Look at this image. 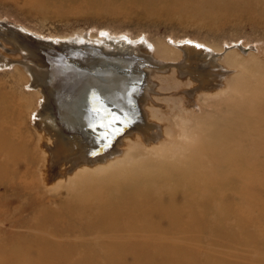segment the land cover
Segmentation results:
<instances>
[{"label": "rangeland", "instance_id": "obj_1", "mask_svg": "<svg viewBox=\"0 0 264 264\" xmlns=\"http://www.w3.org/2000/svg\"><path fill=\"white\" fill-rule=\"evenodd\" d=\"M1 31L8 38H16L20 46L15 47L3 37V34H0V57L8 61L5 65L0 62V93H10L18 109L14 123L12 125L7 123L3 129L15 141L14 146H20L22 153L25 151L30 154L35 150L38 154L40 152V135L35 124L39 116L34 120V113L42 107L43 95H49L50 102H54L57 108L60 104L58 98L63 96L59 92H66L65 89L57 86L59 95H56L55 102L52 90L48 86L44 89L40 84H34L27 64L36 66L37 58L43 56L48 66L53 65L58 68V64L63 66L68 62L67 65H72L73 62L72 66L77 67L74 60H78L76 57L78 53H74L70 47L83 41L77 40L78 36L98 39L103 32H107L112 37L128 36L133 41H140L145 37L157 48L153 53L154 60L164 61V64L168 62V65L180 62L182 59L181 50L174 41L200 42L204 48L215 54L212 57L215 63L198 65L204 69L201 76L202 79H208L207 84L240 78L248 69H253L254 74L257 70L259 74L264 73V0H174L168 3L160 2L156 7L148 5L145 0H0ZM160 49L166 50L167 55H163ZM138 53L140 57L147 55L140 51ZM97 55L98 53H92L90 58L97 59ZM148 56L152 57L151 54ZM120 60L130 61L128 57L122 56ZM82 61H78L79 65L84 64ZM136 61L139 63L141 60ZM151 63L152 60L148 59L146 65L140 68L143 71L142 78L138 80L140 86L135 88L138 94L147 95L145 105L141 102L135 112L136 116L131 120L123 121L109 140H112L110 145L102 149L103 152L100 151L101 149L95 152L104 154L116 149L120 144L121 149L127 148L131 139L125 136L129 131L133 134L139 131L138 126L141 128L147 126L146 132L155 133L157 128L150 129L148 126V122H152L150 115L147 116L150 109L148 103H151V100L157 111L170 112V105L173 104L170 96L181 95L183 99L186 95L195 103L188 105V100L183 99L188 108L194 110L196 121L192 125L203 129L205 121L208 120L212 123L211 126H218L221 118L215 116L216 111H213L218 109V106H214L211 101L207 102L203 95L197 93V90L188 84H184L179 90L162 89L168 86L163 87L161 82L176 74L169 73L173 65L166 67L165 71H160L157 64L152 67L154 64ZM132 66L125 63L120 68L130 70ZM73 67L70 69L68 66L64 70L72 73ZM195 70L200 72L201 68L197 67ZM59 71L60 69L50 72L51 75H55L54 72L59 73ZM153 71L162 73L163 78L151 76ZM163 74L168 75L163 76ZM57 82L59 81L56 80L55 84ZM252 82L260 89L263 88V91L248 93L245 97L249 96L255 108L262 111L263 78ZM37 87L44 90H42L43 95ZM186 89L191 91L185 93ZM176 92L178 93L175 94ZM229 93L242 98L231 88ZM235 114L232 109L224 112L225 118L232 119ZM165 117L163 116L164 119ZM164 119L153 117V122L160 126L158 129L161 137L165 133ZM62 120L59 118L61 125L66 124L64 120L62 123ZM241 121L248 123L246 118ZM237 123L238 120H233V125L223 128L228 130L232 127L225 140L226 145L230 143L233 147L230 159L225 160L229 155L226 152H223L225 155L222 153L224 148L220 151L221 156L201 155L199 141V145L196 144L199 153L196 160L197 173L202 174L204 168L214 171H208L210 175L207 177L213 182L215 179L219 181L213 189L214 191H217L215 188L220 189L218 193H214V196L220 197L222 203H214L213 197L200 195L202 204H199V208L195 207L194 217L190 219L186 216L180 226L155 224L149 227L141 224L132 234L125 229L123 233L119 232V235H116L112 231L107 232L105 225L92 220L91 207L95 204H82L76 208L66 195L68 202L65 206H70L69 210L72 213V215L68 214L69 220L66 222L72 224L60 223L59 227L49 226L50 231H57L54 233L55 236L49 234L52 236L49 239L52 243L48 245L46 241L40 239L41 234L47 233L37 230L40 221L35 222L42 212L33 209L31 204L24 205L23 200L21 202L9 200L14 197L18 199L23 193L25 197L27 196V193L23 192L20 180L11 179L12 183L9 187L0 183V264H39L44 261L41 256L43 253L39 250L45 248L50 250L49 247L52 248L51 252L54 249L62 250L61 253H67L69 256L60 254L62 262H59L54 259L59 255L53 253L54 258L50 259L48 264H264V158L262 157L264 152L256 158L252 157V154L259 149L256 134L248 129L247 133L239 136L236 131ZM258 127L260 129L257 132L264 133L262 130L264 127L261 125ZM72 131L79 134V131L76 132L74 129ZM223 137L224 134L217 128L215 131L207 130L196 140L200 139L211 145L213 141L222 140ZM120 140L122 142L118 144ZM242 151L243 161L238 160L242 157ZM2 157L0 156V159ZM25 171L29 173L28 180L34 177V173L36 175L38 173L34 172L32 167L23 166L18 171L20 173H12L11 178L16 174L21 176ZM41 193V197H49L46 191ZM59 194L61 198L65 195ZM59 198L50 203L49 207L55 208ZM52 208L49 210H53ZM78 214L82 215V226L73 223ZM204 214L207 219L210 218L209 221H204L202 218ZM190 220L193 221L189 223Z\"/></svg>", "mask_w": 264, "mask_h": 264}, {"label": "bare ground", "instance_id": "obj_2", "mask_svg": "<svg viewBox=\"0 0 264 264\" xmlns=\"http://www.w3.org/2000/svg\"><path fill=\"white\" fill-rule=\"evenodd\" d=\"M145 1L148 5L156 7L160 2L168 3L174 0ZM2 31L0 34H3V37L7 38L15 47H20L16 38H8ZM78 37L77 40L83 41L70 47L74 53H78L76 55L78 60H74L77 67L72 66L73 62L72 65H67V61V64L63 66L58 64V68L53 65L48 66L46 60L42 58L43 56L37 58L38 65L27 64L34 84H40L44 89L48 86L52 90L55 102L57 101L56 95L59 93L63 95L58 98L60 104L56 108L55 103L50 102V96L46 93L43 95L44 90L37 87L45 99H42V107L37 109V113H34V120L39 116L35 124L40 135V155L37 150L30 154L25 151L22 153L20 146H14L15 141L5 133L3 127L7 123L10 125L14 123V116L18 109L13 103L10 93H0V156H3L0 159V183L9 187L12 183L11 179L18 178L20 180L23 192L27 193V196L25 197L23 193L18 199L14 197L9 200L20 202L23 200L24 205L31 204L33 209H39L40 213L44 214L35 221L37 223L40 221L37 230L47 233L41 234L40 239L49 245L52 243L49 241L52 238L50 235L55 236L54 233L57 231H50L49 226L59 227L60 223L72 224L66 222L69 220L68 214L72 215L69 210L70 206H65L68 202L66 198H69L76 208L82 204H95L91 207L92 220L105 225L107 232L112 231L116 235H119V232L123 233L125 229L129 234H132L133 230L141 224L149 227L155 224L158 226L159 224L180 226L184 223L186 216L190 219L194 217L195 207L199 208V204H202L199 199L201 196L213 197L214 203H222L220 197L214 196V193H218L220 189L215 188L217 191L213 189L219 181L215 179L213 182L207 177L210 175L208 171H214L204 170V168L202 174L197 173L196 160L199 154L197 145L200 143L201 155L213 154L214 156L217 154L221 156L220 151L224 148L222 153L226 152L229 155L225 160L230 159L233 147L230 143L226 145L225 140L232 127L228 130L223 128H228L229 125H233V120H238L236 131L239 136L247 133L248 129L253 130L256 134L259 149L252 154V157L256 158L264 152V133L257 132L260 129L259 125L264 127V106L262 111L257 110L253 101L251 102V98L245 97L248 93L263 91L264 84L260 89L258 85L253 84L252 80L257 81L259 78H263L264 82V73L259 74L256 69L257 72L254 74L253 69H248L247 73L240 78L207 84L208 79H202L201 76L204 69L199 66L215 63L212 60V57L215 56L213 51L204 48L200 42L174 41V44L181 50L182 59L178 60L180 62L171 64L173 68L169 69V73L175 72L176 74L164 79L161 85L168 87L161 88L179 90L184 84L190 85L191 88L194 87L197 93L205 97L207 102L211 101L214 106H218V109L213 110L216 111L215 116L221 118L218 126H211L212 123L207 120V117L203 129L192 125L196 121L195 114L194 110L188 108V105H195V103L190 101L186 95L184 98L188 100V105L183 101L184 98L181 99V95L170 96V99H173L170 112L163 108L164 111H157L151 100V103H148L150 109L147 110V116L150 115L152 122H148V126L150 129L157 128V131L149 134L146 132L147 126L142 128L138 126L139 131L137 130L134 134L129 131L125 136L131 139L127 148L121 149L120 147L124 137L118 141L119 147L116 146V149L102 154L95 150L101 149L100 151H102L104 147L110 145L112 140H109L123 121L133 119L140 103L142 102V105L146 103L145 96L147 95L142 96L136 90L140 86L138 80L142 78L143 71L140 68L146 65L148 59L152 60V65L154 64L152 67L157 64L160 71H165L166 67L171 65H168V62L164 64V61H161L162 64L157 59L154 60L153 53L157 48L145 37L140 41H133L128 36L112 37L107 32H103L98 39L87 38L84 35ZM138 51L147 54V57L143 55L140 57ZM159 51L163 55H167L166 50L160 49ZM92 53H98L97 59L96 57L90 58ZM148 54H151L152 57ZM121 56L128 57L130 61L120 60ZM138 59L141 60L139 63L136 61ZM78 61H82L84 64L79 65ZM0 62L3 65L8 63L1 57ZM125 63L133 65V68L130 70L120 68ZM194 64H197L198 69L201 68L200 72L195 70L197 67ZM68 66L70 69L73 67L74 72H66L64 68ZM59 69L61 72H54L55 75L57 74L56 76L51 75V70L58 71ZM161 74L153 71L151 76L156 75L162 79ZM165 75L163 74V76ZM221 75L223 76V74ZM56 80L59 82L55 84ZM57 86L62 87L66 92H59L56 89ZM230 88L235 94H240L242 98H237L236 95L232 96L229 93ZM149 91L148 93H150ZM186 91L185 93H189L188 91L191 90L186 89ZM256 96L258 95L256 94ZM244 104L246 106H242ZM12 108L14 109L11 110ZM228 109L236 112L232 119L231 117L225 118L224 112ZM163 116H166L165 119ZM153 117L159 120L164 119L165 133L163 137L158 129L160 126L153 122ZM59 118L63 119L66 124L61 125ZM245 118L248 123L241 121ZM63 120L62 123H64ZM217 128L224 134L222 140L213 141L211 145L200 139L196 140L207 130L215 131ZM73 129L76 132L79 131V134H75ZM150 136L154 139H151ZM100 153L101 155H99ZM241 156L238 160L242 159L243 161V151ZM262 157L264 158V153ZM23 166L32 167L34 172H38L37 175L34 173V177L28 180L29 173L25 171L21 176L16 174L11 178V174L20 173L18 171ZM45 191L49 194L48 198L40 196L41 192ZM59 193L65 195H62L61 198ZM58 197H60L59 203L55 204V208L49 207L50 203ZM50 208L53 210H49ZM81 216L78 214L73 222L76 226H82ZM202 218L205 222L210 220L205 214L202 215ZM63 234L65 235V232ZM49 248L50 250L46 248L39 250L40 253H43L41 256L44 258V261L42 260L39 264H48L49 260L54 258L53 253L59 255L54 258L59 262H62L60 254L69 256L67 253H61L62 250L54 249L51 252L52 248Z\"/></svg>", "mask_w": 264, "mask_h": 264}]
</instances>
